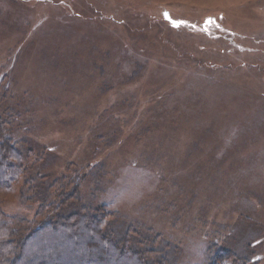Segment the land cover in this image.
Here are the masks:
<instances>
[{"label": "rangeland", "instance_id": "1", "mask_svg": "<svg viewBox=\"0 0 264 264\" xmlns=\"http://www.w3.org/2000/svg\"><path fill=\"white\" fill-rule=\"evenodd\" d=\"M0 117L10 238L71 254L90 213L121 264H264V0H0Z\"/></svg>", "mask_w": 264, "mask_h": 264}, {"label": "trees", "instance_id": "2", "mask_svg": "<svg viewBox=\"0 0 264 264\" xmlns=\"http://www.w3.org/2000/svg\"><path fill=\"white\" fill-rule=\"evenodd\" d=\"M7 121L10 122L8 119ZM6 142L4 123L0 117V170L12 168L13 166L8 163V155L16 154V152H11L8 149ZM5 170L1 172H7ZM1 216L0 264H121L119 260L124 259L116 257L121 255L120 253L126 249L128 232L124 236L125 239H123V236H121L115 226L110 225L103 229L106 222L90 213L83 215V213L75 212L70 216L68 215L69 217L66 216L68 221L64 225L59 226L61 230L64 229L65 232L71 233L66 237V240L74 248L71 254L68 252L69 249L65 248V242L63 241H51V243L45 241V244L42 240L39 241L40 243H32L37 236H43L44 231L39 232L36 230L31 235L18 236L16 240L10 238L11 233L8 232L9 224ZM80 218L88 219L89 222L84 224L82 223L83 219L80 220ZM130 228H133V226H130ZM129 253L131 256L134 254V256L139 257L136 255V247H132ZM137 259L140 264H149L146 258ZM165 262L167 261L164 260L163 263L165 264Z\"/></svg>", "mask_w": 264, "mask_h": 264}]
</instances>
